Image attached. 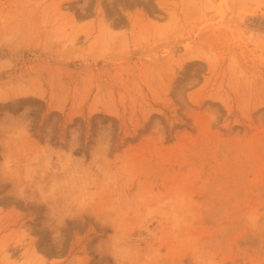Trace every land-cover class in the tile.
Wrapping results in <instances>:
<instances>
[{
    "label": "rangeland",
    "instance_id": "obj_1",
    "mask_svg": "<svg viewBox=\"0 0 264 264\" xmlns=\"http://www.w3.org/2000/svg\"><path fill=\"white\" fill-rule=\"evenodd\" d=\"M0 264H264V0H0Z\"/></svg>",
    "mask_w": 264,
    "mask_h": 264
}]
</instances>
